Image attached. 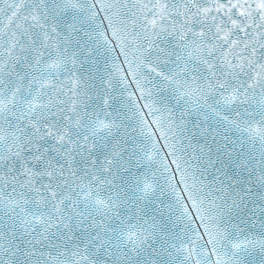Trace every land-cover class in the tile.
Segmentation results:
<instances>
[{"label":"snow or ice","instance_id":"snow-or-ice-1","mask_svg":"<svg viewBox=\"0 0 264 264\" xmlns=\"http://www.w3.org/2000/svg\"><path fill=\"white\" fill-rule=\"evenodd\" d=\"M0 264H264V0H0Z\"/></svg>","mask_w":264,"mask_h":264}]
</instances>
